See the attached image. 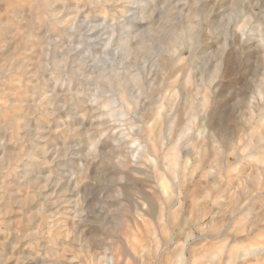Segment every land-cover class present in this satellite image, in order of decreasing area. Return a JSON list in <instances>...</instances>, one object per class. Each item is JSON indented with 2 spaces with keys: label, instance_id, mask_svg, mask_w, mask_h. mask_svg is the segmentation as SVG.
<instances>
[{
  "label": "rangeland",
  "instance_id": "374dc122",
  "mask_svg": "<svg viewBox=\"0 0 264 264\" xmlns=\"http://www.w3.org/2000/svg\"><path fill=\"white\" fill-rule=\"evenodd\" d=\"M36 1L14 6V16L0 0V112L6 100L18 107L13 123L0 113V173L23 169L22 180L0 183V264H151L161 248L164 263L178 264L180 251L185 248V260L192 247L205 256L215 250L218 263L244 264L249 257L241 253L249 245L264 249V144L257 139L264 132V0H135L130 6L132 0L53 1L62 21L79 12L82 20L88 16V27L106 22L111 45L82 42L63 23L57 30L39 24L30 9ZM125 7H139V13ZM128 23L137 46L123 54L119 35ZM115 62L127 79L140 75L137 103L120 101L116 86L101 77L100 67ZM10 65L14 84L2 76ZM57 77L71 78L74 91L83 89L87 97L73 102L69 94L57 96L50 91ZM191 92L193 111L186 102ZM94 95L115 103L96 108L89 103ZM204 95L206 106L200 104ZM206 114L225 133L223 156L206 136V164L222 162L216 180L200 177L197 167ZM140 143L146 148L138 154ZM173 148L176 178L166 167ZM146 156L172 185L184 181L185 190L174 193L181 197L174 216L160 212L166 205L159 175ZM198 178L205 189L216 183L213 202L195 199ZM129 233L138 237L135 250L125 240Z\"/></svg>",
  "mask_w": 264,
  "mask_h": 264
},
{
  "label": "bare ground",
  "instance_id": "6f19581e",
  "mask_svg": "<svg viewBox=\"0 0 264 264\" xmlns=\"http://www.w3.org/2000/svg\"><path fill=\"white\" fill-rule=\"evenodd\" d=\"M4 2V5L7 7V8H11V13L16 16L17 13H14V6H20L23 4V0H2ZM32 1V0H31ZM54 0H37L36 2H34V4H31L30 5V9L32 8L33 10H36V16L37 17H34V18H37V21L39 24H47L50 28H53V30H57L58 28V24L59 23H63L62 27H63V30L64 29H67V28H73L75 32L78 33V37L81 39L82 42H87L88 44L90 45H101V42L103 43H106V45H111L112 41H113V34L107 30H105L106 28V25L107 23L106 22H103L102 26L99 27L97 25H94V26H87V24L90 23V20L88 18V16H84V20H86L87 22H84V20H82L79 16V12H76L72 17H68L66 19H64L63 21L59 19V17L57 16V7L55 6V4L53 3ZM58 1V0H56ZM78 1V0H77ZM135 1V0H132L128 5L126 6H130L131 3ZM27 2V1H26ZM75 2V1H74ZM25 3V1H24ZM33 3V2H32ZM57 3V2H56ZM29 6V5H28ZM126 8L128 9V7H125L124 11L126 12ZM31 9V10H32ZM32 10V11H33ZM128 10H131L132 13H139V7H134L132 9H128ZM31 11V12H32ZM123 11V12H124ZM34 12V11H33ZM32 15V14H31ZM81 15V14H80ZM12 17H8V21H9V24L10 23H13L11 22L12 19H10ZM17 20V19H16ZM105 20V18H104ZM21 22V21H20ZM36 22V21H35ZM18 23V22H17ZM125 24V23H124ZM129 24V25H128ZM125 26L126 30H124L120 35V40H119V45L121 47V45H125L124 46V50H127V51H123V54H126L127 52L131 51V50H134V48L137 46L135 45L134 47V44H132V42L134 41L133 37L132 36V32L134 31H131L134 27V24L132 23H128ZM6 24H4L5 26ZM26 25V23H25ZM32 25V24H31ZM90 25V24H89ZM33 26V25H32ZM39 26V25H38ZM7 27V26H6ZM190 28L189 26L185 27L183 30H182V35H186V33H188L187 29ZM17 29V28H15ZM24 29V28H23ZM18 30V29H17ZM190 30V29H188ZM15 31V30H14ZM24 31V30H23ZM36 32V31H35ZM10 33V32H9ZM13 33V32H12ZM16 34V33H15ZM70 36H72L73 33H68ZM27 35V34H26ZM31 35V34H29ZM28 35V36H29ZM105 36L102 37V36ZM32 37L34 35H31ZM30 36V37H31ZM36 36V35H35ZM23 37V36H22ZM34 38V37H33ZM32 39V38H31ZM29 40V39H28ZM35 40H39L38 38L35 37ZM73 40V39H72ZM43 41V39H42ZM70 42V41H69ZM75 42V40H74ZM82 42H78L76 43L79 44L78 46H82ZM72 44V42H70ZM102 43V44H103ZM30 44V43H29ZM69 44V43H68ZM32 45V44H31ZM43 45V44H42ZM70 45V44H69ZM75 45V44H74ZM40 46V45H39ZM71 46V45H70ZM83 47V46H82ZM29 49V48H28ZM74 49V48H73ZM72 49V50H73ZM33 50V49H32ZM30 53V52H29ZM42 53V52H41ZM44 53V52H43ZM65 53V52H64ZM130 53V52H129ZM128 53V54H129ZM30 55H33V54H30ZM229 55V54H228ZM64 58V57H63ZM123 61V60H122ZM22 62V61H21ZM39 62V60H38ZM169 62V61H168ZM117 62H115V64H111L109 65V69H106L107 65H103L102 67H100V72L102 71L101 74V77L105 78L107 84H109L112 88L114 86H116V89H117V92L116 94L119 95V100L120 101H124L126 102L127 105H129V101L133 100L135 103L138 102V98H139V92L141 91L142 87H143V81L140 77V75H138L137 77V74H132L130 77L131 78H126V74L122 75L121 74V71L120 70H117L115 65H116ZM40 64V63H38ZM119 64L123 65L124 63L123 62H119ZM11 66V67H10ZM9 68H6L4 69V71L2 72V76H5L6 77V80H7V84L9 83H15V75H14V70H13V65H10ZM75 67V66H74ZM120 68V67H119ZM222 69V68H221ZM225 70V69H224ZM226 71V70H225ZM19 72V71H17ZM221 72V71H220ZM125 77L124 80L122 81L121 80V77ZM1 77V76H0ZM60 77H57L55 78V84H53L51 86V92H54L57 93V96H61V95H65V94H69L72 96V99H74L73 102L75 101H83V99H85V97H87V94L85 95V90L83 89H76L74 91V87L75 85L72 83V79L69 78V79H66L65 81H59ZM131 81L132 85H127L126 84V81ZM18 81V80H17ZM115 82V85H113ZM32 84H35V83H32ZM59 84V85H58ZM188 85H190L188 82H187ZM42 85H44V82L42 83H37L36 85H34V87L32 88H40L42 87ZM187 87V86H186ZM19 89V88H18ZM136 89V90H134ZM20 90V89H19ZM66 90H68L70 93H67ZM18 91V90H17ZM22 93V91H21ZM192 92L190 93V96L189 98L186 100L187 104H188V108L190 110L193 111V108L191 107L192 106V96H191ZM44 95V94H43ZM14 98V96H13ZM17 98V97H16ZM47 98H49V103L51 105H53V108H54V97L52 96L51 98L48 96ZM41 99V98H40ZM51 100H53V102L51 103ZM43 101V100H42ZM57 101V100H56ZM115 100L111 97V96H107V98L103 101L97 99V97L94 95L90 98L89 100V103L91 102V104L93 105H103L105 106L106 108H110V106H113L114 105V102ZM13 102V101H12ZM46 102V101H45ZM66 102V101H65ZM20 104V102H18ZM48 103V104H49ZM209 103V97L207 95H204L202 100H201V105H204L206 106L207 104ZM65 104V103H64ZM63 104V105H64ZM41 105V104H40ZM76 105V104H75ZM3 106L5 107V111H1V115L3 116H8V123H13L12 120L14 117H12V115H14V113H16V110H17V106L15 103H11V101L9 102V100H6L4 103H3ZM58 106V104H57ZM42 108V107H41ZM94 108V107H93ZM96 108H99L96 106ZM19 110V109H18ZM54 110V109H53ZM111 112H115V109H110ZM41 111V110H40ZM46 111V110H45ZM90 111V109L88 110ZM42 113V112H41ZM17 114V113H16ZM43 114V113H42ZM160 116H161V112L159 113ZM193 114V113H192ZM191 114V115H192ZM214 114V113H212ZM45 115V114H44ZM16 116V115H15ZM19 116V115H18ZM209 117V118H208ZM17 118V117H16ZM160 119H158L159 121H162V118L159 117ZM213 116H210V114H206L205 116L202 117L201 119V130H199V134H201V142L199 144L200 146V151H199V159H198V163H197V167L199 169V171L201 172V175L200 177H203V178H206V177H210V175L216 180L217 176L219 175V172L221 170V164L222 162L218 159L215 160V164H210V165H207L206 162H207V157H208V152H209V149H208V142H207V139L206 136L208 135L209 139H210V146H211V149L212 150H216L217 153L220 155V156H223L225 151L222 150V148H220V145H221V142H223L224 138H225V133H224V128L219 124H216ZM33 120V119H32ZM100 120V119H98ZM21 121V119H20ZM3 122V121H2ZM38 122V121H37ZM4 123V122H3ZM2 123V124H3ZM97 124V123H96ZM105 124V120L102 121L101 125H104ZM171 127H173V123L169 124V129H171ZM225 127V126H224ZM86 130V129H85ZM149 131V133L153 134V131L151 127H147L146 128V131ZM88 131V130H87ZM86 131V132H87ZM183 131H185L184 127L180 128L179 130L176 131L177 135L180 136V134L183 133ZM254 132L256 133L257 131L254 130ZM8 133V132H7ZM10 134V133H9ZM254 134V133H253ZM21 135V134H20ZM118 135V134H117ZM197 135V134H196ZM251 135V134H250ZM254 136H259L258 134H254ZM67 137V136H66ZM88 137V136H87ZM24 138V137H23ZM159 138H161V140L164 138H162V135L159 134ZM255 138V137H254ZM257 138V137H256ZM252 139V138H251ZM259 141H263V144H264V132L261 133L260 135V138H257ZM140 140V139H139ZM200 140V139H199ZM99 141V140H98ZM192 141V140H191ZM95 143V141H92ZM115 142V141H114ZM140 142V141H139ZM138 142V143H139ZM190 142V141H188ZM118 143L119 142V139H118ZM195 143V142H194ZM257 143V142H256ZM91 144V142H90ZM189 144V143H188ZM261 144V143H260ZM98 145V142L95 144L94 146V150H96V152H98L99 150L96 149L98 148L97 147ZM126 145V144H125ZM196 145V144H195ZM228 145H230V143H228ZM156 146V145H155ZM194 146V145H193ZM264 146V145H263ZM16 147V146H15ZM130 147V146H129ZM136 151H138V154L139 152L143 151L144 148H146V145L144 144H138V146L136 147ZM260 148V147H259ZM263 148V147H261ZM10 150V149H9ZM7 150V151H9ZM176 149L173 148V151H171L169 153V155L173 158L171 159L169 162L166 163V167L168 168L170 174H172L173 177H178V173L177 171L174 170V165L178 164L177 163V157H178V152L177 150L175 151ZM199 150V148H198ZM263 151V150H262ZM215 152V151H214ZM260 153V152H259ZM94 154V153H93ZM197 154V153H195ZM99 155V154H98ZM132 156V154H131ZM138 156V155H137ZM211 156V155H210ZM147 157V156H146ZM254 157V156H253ZM158 158V157H157ZM147 159L148 161H151L152 162V169L158 173L159 175V178H158V181H159V187L161 189L160 192H162L163 194V200H162V203L165 204L164 206L165 207H162L160 212L162 211H167L169 212V214H171L172 216L175 215V213L177 212V210L174 208L175 207V203H180L181 202V197L177 196L175 197L174 193H178L180 194L182 192V190L185 188L184 186V181L183 179L181 181H177L175 182L176 185H172L173 183H171L170 181L167 180L166 176L164 175V173H161L159 171V164L151 159H149L148 157L145 158ZM180 159V158H179ZM195 161V159H194ZM128 162V161H127ZM135 162V161H134ZM264 162V160H263ZM130 163V162H129ZM30 164V163H29ZM29 164L27 163V165L29 166ZM119 164V163H118ZM136 164V163H135ZM26 165V166H27ZM21 165L19 166H14V167H11V169L8 171H6L5 173H0L1 176L3 178L2 182H0L1 184L5 183V179H11L12 181H15V182H18V180H22L23 178V169L19 168ZM132 167V166H131ZM129 167V168H131ZM134 167V166H133ZM190 167V166H189ZM207 167H209L208 169H206ZM30 168V167H29ZM127 169V168H126ZM183 169V168H182ZM129 170V169H128ZM166 171V170H165ZM138 172V171H137ZM187 172V171H186ZM129 173V172H128ZM185 173V172H184ZM187 175V174H186ZM183 177V176H182ZM25 178V177H24ZM195 179V178H194ZM199 179V178H198ZM202 179V178H201ZM180 180V179H179ZM196 180V179H195ZM186 181V180H185ZM199 182H195L193 184V188H194V191L196 193V197L195 199H200V198H203V199H206L210 202H213L215 200V197H216V193L214 191L215 187H216V183L213 184V187H207V189H205L202 184L200 183V179L198 180ZM202 181V180H201ZM205 181V180H204ZM26 183V182H25ZM11 185V184H10ZM16 185V184H14ZM23 185H26V184H23ZM29 186V185H28ZM198 186L200 187L198 190ZM11 187V186H10ZM39 189V188H38ZM14 190H17V189H14ZM185 190V189H184ZM19 191V190H18ZM38 191V190H37ZM36 191V192H37ZM36 194V193H35ZM159 195V194H158ZM219 197V196H218ZM7 198V196L5 197ZM156 198V197H155ZM162 198V196H161ZM3 207V206H2ZM9 207V206H8ZM7 207V208H8ZM57 207V206H56ZM42 216V215H41ZM44 216V214H43ZM46 217V216H45ZM42 218V217H41ZM45 221V220H44ZM43 222V221H42ZM50 223V222H48ZM47 223V224H48ZM52 223V222H51ZM196 223V222H195ZM51 225H54V224H51ZM46 226V225H45ZM50 226V225H49ZM51 227V226H50ZM53 227V226H52ZM200 227V226H199ZM213 227V226H212ZM201 228V227H200ZM165 229V227H164ZM54 230V228L52 229ZM166 230V229H165ZM172 230V229H171ZM199 230H202V229H199ZM57 231V230H56ZM60 232V231H59ZM165 232V231H164ZM57 235V234H56ZM254 236V235H253ZM199 237V236H197ZM210 237V236H209ZM196 238V236H195ZM216 238V237H215ZM203 239V238H201ZM207 239V238H206ZM125 240L126 242L128 243L129 245V248L131 250H135L136 249V244H137V240H138V237L136 234L134 233H129L126 237H125ZM213 240V239H212ZM9 241V240H8ZM193 241V240H192ZM207 241V240H206ZM139 242V240H138ZM136 243V244H135ZM206 243V242H205ZM204 243V244H205ZM208 243V242H207ZM12 244V243H11ZM144 244V243H143ZM191 244V243H190ZM203 244V245H204ZM210 244V243H209ZM247 244V243H246ZM139 245V244H138ZM185 245V244H184ZM212 245V244H211ZM214 245V244H213ZM65 246V245H64ZM183 246V245H182ZM232 246V245H231ZM264 246V245H263ZM165 247V246H164ZM186 247V246H184ZM212 247V246H211ZM230 246H228V249H229ZM238 247V246H237ZM241 247H243L241 245ZM260 247V246H259ZM257 247L255 244H251L249 245V247L247 249H245V251H243V253H241L242 255H248L249 257V261L247 263H244V264H259L258 262L256 263V260L258 259H261V257L263 258L264 257V249L263 248H259ZM179 248V247H178ZM193 248V247H192ZM192 248H188V251L190 254V256L188 257L187 256V259H182L183 257V254H184V249L185 248H181L182 250L180 251V253L177 255V258L181 259V261L178 263V264H222V263H218L216 261V257H217V252L214 250V251H209L208 254L205 256L204 254V251L201 252V253H195L193 251ZM205 248V247H204ZM235 248V247H234ZM233 248V249H234ZM246 248V247H244ZM150 249V247H149ZM206 249V248H205ZM242 249V248H241ZM51 250V249H50ZM147 250V249H146ZM164 248H161L159 251H158V254L154 257V262L151 263V264H166L163 262V259L165 258L164 257ZM197 250V249H196ZM244 250V249H242ZM241 250V251H242ZM151 251V250H149ZM237 251V250H236ZM133 252V251H132ZM137 252V251H136ZM140 253V252H139ZM226 253V252H225ZM231 253V252H230ZM143 254V253H141ZM237 254V252H236ZM62 255V254H61ZM107 255V254H106ZM138 255V254H137ZM171 255V254H170ZM241 255V256H242ZM225 256V255H224ZM233 255H231L232 257ZM203 257H206L205 259H203ZM230 257V258H231ZM177 258H174L177 260ZM202 258V259H201ZM243 258V257H242ZM22 259V258H20ZM138 259V258H137ZM143 259V258H142ZM169 259V258H168ZM178 259V260H179ZM224 259V258H223ZM222 259V260H223ZM248 259V258H247ZM233 260V259H232ZM145 261V260H144ZM227 261H230V260H227ZM241 261V260H240ZM140 262V260H139ZM231 262V261H230ZM136 263V262H135ZM144 263V262H143ZM142 263V264H143ZM146 263V262H145ZM144 263V264H145ZM168 263V262H167ZM137 264V263H136ZM148 264V263H147ZM231 264V263H230ZM261 264H264V263H261Z\"/></svg>",
  "mask_w": 264,
  "mask_h": 264
}]
</instances>
